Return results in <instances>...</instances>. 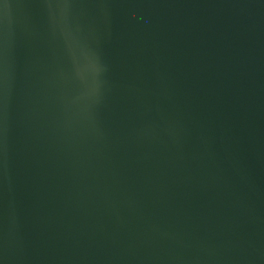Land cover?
Returning a JSON list of instances; mask_svg holds the SVG:
<instances>
[{"label":"water","instance_id":"1","mask_svg":"<svg viewBox=\"0 0 264 264\" xmlns=\"http://www.w3.org/2000/svg\"><path fill=\"white\" fill-rule=\"evenodd\" d=\"M0 264H264V0H0Z\"/></svg>","mask_w":264,"mask_h":264}]
</instances>
